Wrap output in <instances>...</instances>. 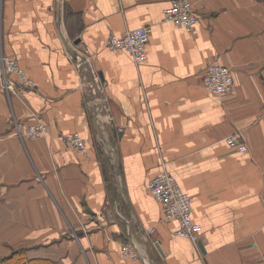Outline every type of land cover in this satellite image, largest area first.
Returning <instances> with one entry per match:
<instances>
[{"label": "crops", "instance_id": "0c3cea01", "mask_svg": "<svg viewBox=\"0 0 264 264\" xmlns=\"http://www.w3.org/2000/svg\"><path fill=\"white\" fill-rule=\"evenodd\" d=\"M172 1L3 0L4 51L34 86L0 90V261L147 264L121 254L130 242L149 264H264V0H189L191 31L164 18ZM140 26L143 63L107 47ZM65 40L103 73V101ZM212 62L234 73L222 96L204 86ZM37 120L47 135L17 134L15 121ZM76 132L86 153L66 144ZM162 169L192 197L199 248L147 188Z\"/></svg>", "mask_w": 264, "mask_h": 264}, {"label": "built area", "instance_id": "2783aa9c", "mask_svg": "<svg viewBox=\"0 0 264 264\" xmlns=\"http://www.w3.org/2000/svg\"><path fill=\"white\" fill-rule=\"evenodd\" d=\"M164 18L172 23L182 26L187 30L194 29L199 21V15L194 10L189 0H173L171 5L163 10ZM3 15V2L0 0V25ZM151 30L149 26H140L126 30L121 35H111L107 47L111 50H125L130 53L137 64L143 63L148 57ZM235 78L231 66L212 62L207 67L204 75L205 88L215 96H222L234 87ZM33 82L28 78L26 71L18 60L4 51L3 37L0 35V90L8 94H21L33 87ZM16 131L21 137L29 139L45 136L49 132L48 125L41 120L29 123L15 121ZM66 144L80 151L87 152V142L79 133L64 135ZM228 144L239 150L247 151L248 145L242 141L239 133L227 137ZM150 193L162 204L163 219L178 222V233L191 238L199 248L202 235V225L192 217L193 200L179 184L177 178L167 169H162L147 182ZM121 254L126 258L146 257L142 255L137 246L130 242L122 243Z\"/></svg>", "mask_w": 264, "mask_h": 264}, {"label": "water", "instance_id": "95a60500", "mask_svg": "<svg viewBox=\"0 0 264 264\" xmlns=\"http://www.w3.org/2000/svg\"><path fill=\"white\" fill-rule=\"evenodd\" d=\"M62 1L63 0H60V9L62 6ZM61 17L62 15L60 13V18ZM79 42H80V39H76L74 41V44H78ZM64 45H65V48L70 52L75 63L79 64V67H80L79 72L82 74L83 79L91 83V88L94 89V91H97L99 93V96L96 101L98 102L103 101L102 99L104 98V95L100 94V89H99V84H101L100 81L104 80L103 73L100 71L97 74V72L95 71L93 67V64L87 58H85L80 53H78L66 40L64 41ZM97 112L98 111H96V113L94 114V124H95L98 135L103 138L102 130L97 121V116H98ZM200 247L202 250H204V247L201 244H200Z\"/></svg>", "mask_w": 264, "mask_h": 264}, {"label": "rangeland", "instance_id": "374dc122", "mask_svg": "<svg viewBox=\"0 0 264 264\" xmlns=\"http://www.w3.org/2000/svg\"><path fill=\"white\" fill-rule=\"evenodd\" d=\"M1 2H3V0H1ZM0 35L3 36L1 33H0ZM14 258H15V260H13L14 262L0 261V264H17V263H22L24 260V256H22V254H20V253L16 254V257H14Z\"/></svg>", "mask_w": 264, "mask_h": 264}, {"label": "trees", "instance_id": "16d2710c", "mask_svg": "<svg viewBox=\"0 0 264 264\" xmlns=\"http://www.w3.org/2000/svg\"><path fill=\"white\" fill-rule=\"evenodd\" d=\"M18 253H20V254H22V256H24V260H23V262L22 263H17V264H29L30 263V261L26 258V256L24 255V253H22V252H16L14 255H12L11 257H7L6 259H3V260H1V261H5V262H14L13 260H15V258L14 257H16V254H18Z\"/></svg>", "mask_w": 264, "mask_h": 264}, {"label": "bare ground", "instance_id": "6f19581e", "mask_svg": "<svg viewBox=\"0 0 264 264\" xmlns=\"http://www.w3.org/2000/svg\"><path fill=\"white\" fill-rule=\"evenodd\" d=\"M42 137V136H41ZM39 138V137H38Z\"/></svg>", "mask_w": 264, "mask_h": 264}]
</instances>
